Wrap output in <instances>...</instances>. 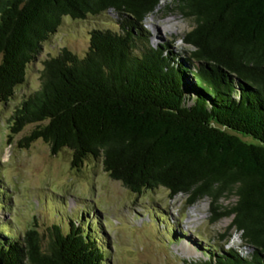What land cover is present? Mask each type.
Here are the masks:
<instances>
[{
	"label": "trees",
	"instance_id": "obj_1",
	"mask_svg": "<svg viewBox=\"0 0 264 264\" xmlns=\"http://www.w3.org/2000/svg\"><path fill=\"white\" fill-rule=\"evenodd\" d=\"M162 2L191 22L188 56L147 35L144 21ZM109 10L120 31L94 28L84 56L62 47L43 61L40 88L12 115L10 143L35 124L23 145L69 148L73 168L101 158L133 193L163 186L187 206L208 197L212 222L231 217L232 236L254 250L221 247L184 264H264V0H0V101L15 96L65 15ZM85 217L12 240L0 228V261L107 264Z\"/></svg>",
	"mask_w": 264,
	"mask_h": 264
},
{
	"label": "rangeland",
	"instance_id": "obj_2",
	"mask_svg": "<svg viewBox=\"0 0 264 264\" xmlns=\"http://www.w3.org/2000/svg\"><path fill=\"white\" fill-rule=\"evenodd\" d=\"M166 4L162 2L145 19L147 35L154 45L166 43L178 56H188L191 47L182 37L191 22ZM94 28L120 31L118 15L112 10L79 20L65 15L29 64L26 80L16 88L15 96L0 101V228L6 236L13 235L8 238L12 240L31 227L44 233L52 223L66 225L86 213L85 222L89 219L98 225V242L104 247L107 264H184L185 260H205L221 247H241V237L232 236L234 229L229 228L231 217L212 222L208 197L187 206L186 195L172 198L163 186L133 193L109 176L101 158H88L80 168H73L69 148L54 154L42 139L23 145L35 124L27 125L10 143L12 115L25 97L40 88L43 61L62 47L84 56ZM234 200L226 197L221 202ZM243 246L242 254L250 256L253 247Z\"/></svg>",
	"mask_w": 264,
	"mask_h": 264
},
{
	"label": "bare ground",
	"instance_id": "obj_3",
	"mask_svg": "<svg viewBox=\"0 0 264 264\" xmlns=\"http://www.w3.org/2000/svg\"><path fill=\"white\" fill-rule=\"evenodd\" d=\"M155 30H158V28L156 27V25H155V28H154Z\"/></svg>",
	"mask_w": 264,
	"mask_h": 264
},
{
	"label": "water",
	"instance_id": "obj_4",
	"mask_svg": "<svg viewBox=\"0 0 264 264\" xmlns=\"http://www.w3.org/2000/svg\"><path fill=\"white\" fill-rule=\"evenodd\" d=\"M0 264H2V262L0 261Z\"/></svg>",
	"mask_w": 264,
	"mask_h": 264
}]
</instances>
